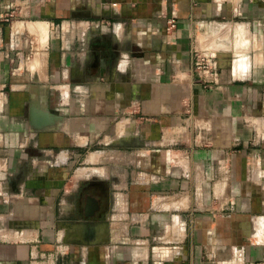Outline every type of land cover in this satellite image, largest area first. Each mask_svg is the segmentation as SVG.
I'll list each match as a JSON object with an SVG mask.
<instances>
[{"label":"crops","instance_id":"obj_1","mask_svg":"<svg viewBox=\"0 0 264 264\" xmlns=\"http://www.w3.org/2000/svg\"><path fill=\"white\" fill-rule=\"evenodd\" d=\"M0 264H264V0H0Z\"/></svg>","mask_w":264,"mask_h":264},{"label":"flooded vegetation","instance_id":"obj_2","mask_svg":"<svg viewBox=\"0 0 264 264\" xmlns=\"http://www.w3.org/2000/svg\"><path fill=\"white\" fill-rule=\"evenodd\" d=\"M89 186L90 185H88V183L81 184L80 190L79 192H77L78 194H77L76 201H77L78 206H80V213L84 217V219L85 217H87L86 220L95 219L94 221H96L100 218V214H99L100 210L94 211V208L97 207L96 201L91 197L87 199ZM86 204H87V207H86ZM85 213L93 214V215L86 216Z\"/></svg>","mask_w":264,"mask_h":264},{"label":"built area","instance_id":"obj_3","mask_svg":"<svg viewBox=\"0 0 264 264\" xmlns=\"http://www.w3.org/2000/svg\"><path fill=\"white\" fill-rule=\"evenodd\" d=\"M171 28H175L176 22L174 19L168 21ZM196 68L202 71H209L214 77H218L219 70L213 58L205 53H197Z\"/></svg>","mask_w":264,"mask_h":264},{"label":"rangeland","instance_id":"obj_4","mask_svg":"<svg viewBox=\"0 0 264 264\" xmlns=\"http://www.w3.org/2000/svg\"><path fill=\"white\" fill-rule=\"evenodd\" d=\"M197 53H199V51L194 52V55H195V58H194V67L195 68H196ZM196 70H199V69L196 68Z\"/></svg>","mask_w":264,"mask_h":264}]
</instances>
